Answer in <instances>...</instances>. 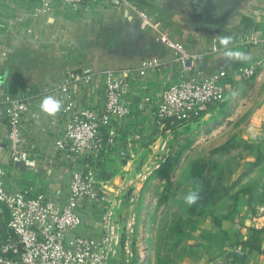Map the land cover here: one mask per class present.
<instances>
[{"label":"crops","instance_id":"crops-1","mask_svg":"<svg viewBox=\"0 0 264 264\" xmlns=\"http://www.w3.org/2000/svg\"><path fill=\"white\" fill-rule=\"evenodd\" d=\"M38 5V0H0V92L29 102L20 120V147L34 161L32 166H26L9 159L7 127L0 107V165L10 190L27 189L64 204L71 170L81 162L55 146L68 114L60 112L49 117L39 111V104L48 95L63 101L68 95L79 108L100 107L104 101L101 77L105 70L137 69L150 59L163 63L146 70L144 76L133 74L126 78L133 108L118 129L119 145L91 156L95 168L100 162L99 168L110 173L106 182L111 183L113 197L122 190L126 194L123 184L138 183L141 175L133 163L138 165L136 161H142L146 148L159 140L153 110L167 84L191 76L195 67L207 72L224 70L226 98L250 80H241L237 70L251 64L257 67L249 82L254 81L258 87L264 84V48L260 42L264 34V0H146L145 4L134 0H84L77 7L55 4L52 10L36 14ZM137 9L157 24L158 31L197 57L186 61L185 66L179 64L177 52L156 39V29L139 26ZM250 34L257 36V42H247ZM219 36L231 37L229 49L244 56L225 57L226 49L220 45ZM83 70L91 72L88 79L69 77ZM63 84L68 87L67 95L49 91ZM208 114L206 111L198 119ZM257 131L258 152L264 155V129ZM87 218L77 232L97 235L92 219ZM201 227L196 233L203 253L200 263L216 264L223 259L225 248L250 239L253 229L264 227V208L253 207L240 193L233 211L219 226L206 221ZM257 237L264 249V232ZM239 264H264V252L251 250Z\"/></svg>","mask_w":264,"mask_h":264},{"label":"built area","instance_id":"built-area-1","mask_svg":"<svg viewBox=\"0 0 264 264\" xmlns=\"http://www.w3.org/2000/svg\"><path fill=\"white\" fill-rule=\"evenodd\" d=\"M83 1L38 0L35 13L48 12L55 4L77 7ZM123 1L128 3V0ZM136 12L139 26L142 29H156V39L177 52L176 61L179 64L185 66L186 61L197 57L188 54L180 43L158 31L157 24L141 9ZM246 40L257 42V36L250 34ZM260 42L264 48V34ZM162 65L157 59H150L144 60L137 69L105 70L101 77L104 101L100 107H77L67 95L66 84L49 90H59L67 95L66 101L58 99L63 105L61 113L68 114V117L63 133L55 140V146L81 164L71 170L69 195L62 205L41 193L8 189L0 165V219L2 213L7 216L6 237L0 242V264H132L134 253L130 233L133 221H127L125 230L122 228L121 216L116 211L118 205L109 202L102 188L106 180L98 177L97 170L85 158L98 156L119 145L118 129L133 108L132 100L128 97L126 78L133 74L144 76L146 70ZM256 67V64L239 67L237 72L241 80L251 79ZM90 73L89 70H83L81 74H70L69 77L75 80L88 79ZM226 75L224 70L207 72L195 67L191 76L167 84L153 110L158 136L175 122L199 117L210 106L222 102L226 96L222 81ZM28 105L25 99L0 92L9 159L32 166L34 161L20 147V120ZM118 195L117 192L114 197ZM135 199L134 195L131 196V201ZM87 217L92 219V224L98 230L97 235L77 232ZM235 251L241 253L242 249L237 247ZM216 264H222V260Z\"/></svg>","mask_w":264,"mask_h":264},{"label":"rangeland","instance_id":"rangeland-1","mask_svg":"<svg viewBox=\"0 0 264 264\" xmlns=\"http://www.w3.org/2000/svg\"><path fill=\"white\" fill-rule=\"evenodd\" d=\"M249 81L208 108L205 118L157 136L142 161L133 163L141 176L137 184L122 185L125 195L122 190L113 197L111 183L103 182L107 199L118 205L122 228L133 221L132 264H205L196 235L203 223L219 226L240 193L264 208V158L256 161L255 135L264 129V84ZM194 181L200 199L189 207L184 197Z\"/></svg>","mask_w":264,"mask_h":264},{"label":"trees","instance_id":"trees-1","mask_svg":"<svg viewBox=\"0 0 264 264\" xmlns=\"http://www.w3.org/2000/svg\"><path fill=\"white\" fill-rule=\"evenodd\" d=\"M136 1L138 4H145L146 0H134ZM204 114V113H202ZM201 114V115H202ZM201 117V116H199ZM199 117H195L189 120H184V121H177L175 122L174 125L169 126L167 129L164 130V133H168L171 132L174 128H176L179 124H182L183 122H189V121H193V120H197ZM262 158H264V155L259 153L256 161L261 160ZM91 156H88L85 158V160L89 161L91 165L94 164V161H90ZM99 164L96 165L97 168H99L98 166L101 165L100 162H98ZM93 167L95 168V166L93 165ZM95 168L97 170L98 173V177L101 178L102 180H108L110 178V173L106 172L105 170H103V168H99L98 169ZM1 226H0V242H2L5 237H6V233H7V229H6V221H7V216L6 213H2L1 214ZM264 232V227L263 228H255L253 229V236L250 239H246V240H240L237 243H235L234 245L230 246V249L225 248L223 250V259H222V264H239L240 261L247 255V253L251 250H258L261 252H264V249H261L259 246V240L257 239V235ZM240 247L242 249L241 253H237L235 251V248Z\"/></svg>","mask_w":264,"mask_h":264},{"label":"clouds","instance_id":"clouds-1","mask_svg":"<svg viewBox=\"0 0 264 264\" xmlns=\"http://www.w3.org/2000/svg\"><path fill=\"white\" fill-rule=\"evenodd\" d=\"M219 40L220 45L226 49L223 55L227 58H241L244 56V53L240 51H233L229 49V45L232 42V38L229 36H219L217 38ZM62 102L58 100L53 95L45 96L40 104H39V111L46 114L49 117H56L62 110ZM194 187L189 190V192L184 197V202L191 207L192 205L196 204L200 199V186L198 182H193Z\"/></svg>","mask_w":264,"mask_h":264},{"label":"water","instance_id":"water-1","mask_svg":"<svg viewBox=\"0 0 264 264\" xmlns=\"http://www.w3.org/2000/svg\"><path fill=\"white\" fill-rule=\"evenodd\" d=\"M189 62V61H188ZM14 91V90H13Z\"/></svg>","mask_w":264,"mask_h":264}]
</instances>
